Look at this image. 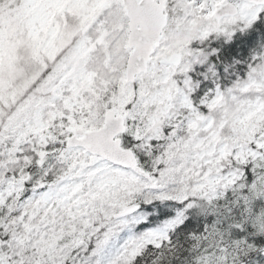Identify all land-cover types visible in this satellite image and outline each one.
Instances as JSON below:
<instances>
[{"label":"snow or ice","instance_id":"snow-or-ice-1","mask_svg":"<svg viewBox=\"0 0 264 264\" xmlns=\"http://www.w3.org/2000/svg\"><path fill=\"white\" fill-rule=\"evenodd\" d=\"M0 264H264V0H0Z\"/></svg>","mask_w":264,"mask_h":264}]
</instances>
